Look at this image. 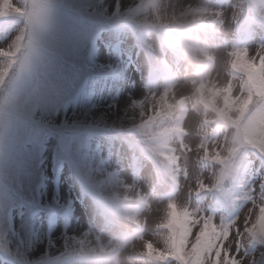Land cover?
Instances as JSON below:
<instances>
[{"label": "snow or ice", "instance_id": "6c2138e0", "mask_svg": "<svg viewBox=\"0 0 264 264\" xmlns=\"http://www.w3.org/2000/svg\"><path fill=\"white\" fill-rule=\"evenodd\" d=\"M9 17L22 19L23 27L7 47L0 48V89L15 72L19 86L31 80L29 103L43 102L50 90L60 87L56 78H42L36 72L49 55V0H0V19ZM124 19L141 31L155 33L159 40L158 48L142 42L149 90L128 105L140 117L132 131L141 137L145 151L175 182L170 166L178 170L179 156L169 147V138L175 137L184 150V137L188 135L184 120L190 106L198 107L200 136L195 148L201 159L214 162L216 169L207 184L197 179L195 191L216 192L218 204H251L242 217L222 216L217 220L201 214L198 207L170 201L157 226L160 246L147 241L142 249L134 251V258L151 264H264V199L258 201L251 195L254 188L243 194L234 191L249 150L264 160V0H248L246 7L232 5L231 21L243 33L232 43L219 36L224 12L192 3L139 0ZM209 37L220 43L210 46ZM215 49L222 51L217 54ZM100 67L112 69V65ZM181 72L185 79L178 84ZM189 83L191 94L177 95V88ZM20 115L13 93L0 99V164L6 146L11 147L9 122ZM260 188L264 192V181ZM133 189L134 185H123L125 195L114 194L112 207L106 211L138 227L139 221L117 206ZM12 208L13 204L0 202V219ZM89 237L91 234H85L66 241L61 256L46 264H100V256L109 245L99 237L90 242ZM0 252L11 255L3 238Z\"/></svg>", "mask_w": 264, "mask_h": 264}, {"label": "rangeland", "instance_id": "374dc122", "mask_svg": "<svg viewBox=\"0 0 264 264\" xmlns=\"http://www.w3.org/2000/svg\"><path fill=\"white\" fill-rule=\"evenodd\" d=\"M49 1L77 10L86 19V23L74 15L60 11L55 6H50L51 35L47 45L49 55L37 67L36 72L42 78H56L60 87L58 91L50 90L46 99L40 103H29L31 80H27L23 87L17 89L20 97L16 102L23 117L36 120L45 129L41 131L38 127L20 120L11 121L14 148L7 165L1 171L0 202H9L14 208L5 218L0 219V238L4 239L12 258L18 259L20 263L23 261V264H33L53 255L61 256L66 241L85 234H91L90 242H94L99 237L105 245H109L104 252L114 246L122 248L116 261L111 260L103 264H151L147 260L136 261L134 251L142 249L147 241H152L157 247L160 246L161 233L157 231V226L168 202L172 201L180 206L187 204L198 207L201 209V214L212 215L217 220L222 216L226 217L225 210L221 206L232 210L241 202L218 204V196L206 191L199 193L203 198L201 205H197L193 198V194H197L195 191L197 179L207 184L211 173L216 169L214 162L202 160L195 148L200 136L198 107L190 106L187 119L184 120V127L188 131V135L184 137L186 146L184 150L181 151V145L175 137L169 138V145L176 149V155L179 156L178 170L175 166H171L170 169L171 174L175 175L178 181L176 193L158 194L166 191L171 176L163 177L159 170L160 162L153 157L149 160L145 159L127 137L126 132L140 120L139 115H134L128 105L132 99L142 98L149 90L145 79V56L127 33L115 34L106 29L101 35L100 39L105 46L115 39L121 40L122 49L118 53L106 50L99 41L98 33L108 24H121L123 15L129 9H133L139 0ZM173 2L178 5L192 3L222 10L225 22L218 28L220 39L232 43L234 33L241 35L231 21V10L233 4L245 5L243 0H231L221 6L214 4L212 0H173ZM11 21H14L12 29L4 30L2 27L0 30V48L7 47L22 27L20 18L0 19V22L5 24ZM144 41L158 48L154 36H148ZM219 43V39L213 40L211 37L208 39L210 46ZM251 46L255 48L254 43ZM215 50L217 54L222 51V49ZM101 65H112V69L109 70L107 67L101 69ZM189 78H191L190 74ZM184 79V73L181 72L178 76V84H183ZM11 93H15L14 90ZM180 94H191L190 83L186 87L177 88V95ZM26 104L27 109H25ZM94 126L110 127L118 131L115 134L116 139L112 137L105 154L103 150L112 136L110 134H106L103 139H95L99 143L95 149H101L98 154H95L94 150L91 152L77 150L79 145H86L82 137L73 141L72 153L84 178L106 199L109 208L112 207L111 198L114 194H120L121 197L125 195L123 185H134L133 191L128 194V199L121 198L117 202L122 213L135 217L141 222L143 230L131 240L129 238L125 241L119 240L121 230L127 228L129 222L110 214L106 220L102 219L98 215V208L86 197L87 195L84 196L83 203L74 202L76 196L83 194L76 185L69 167L64 165L60 189L54 188L49 179L50 170L53 175L59 172V166L54 161L57 162L58 157L62 158L57 150L54 132L83 130ZM18 131L16 136L15 133ZM48 133L51 137H45ZM41 139L46 140L44 146L47 151ZM188 148H191V151ZM113 149L119 150L118 153H114ZM130 164L134 167L129 168ZM113 168L116 173H113ZM111 173L114 178L110 177ZM261 181H264V163H252L235 189L239 190V194H243L249 188H254L255 191L251 195L259 201L264 199V192L260 188ZM136 197L142 199L143 207L139 209L128 207L127 204H132ZM22 200L39 202L41 213L36 218L40 222H29L27 218L21 216L19 205H24L27 212L33 209L21 202ZM70 200L73 201L70 218H59L50 229H47L44 224L46 214L51 209L60 212L63 205ZM205 203L210 204L204 208ZM250 207L251 204L247 203L236 215L242 217ZM92 219H95L96 223H93ZM10 223L16 225L14 232L7 230ZM98 228H102L101 232H98ZM135 238L137 239L134 240ZM126 254L130 255V259Z\"/></svg>", "mask_w": 264, "mask_h": 264}, {"label": "bare ground", "instance_id": "6f19581e", "mask_svg": "<svg viewBox=\"0 0 264 264\" xmlns=\"http://www.w3.org/2000/svg\"><path fill=\"white\" fill-rule=\"evenodd\" d=\"M120 251H121V249H115V250H114V253H115L116 255H119ZM17 260H18V259H17Z\"/></svg>", "mask_w": 264, "mask_h": 264}, {"label": "clouds", "instance_id": "9594fccd", "mask_svg": "<svg viewBox=\"0 0 264 264\" xmlns=\"http://www.w3.org/2000/svg\"><path fill=\"white\" fill-rule=\"evenodd\" d=\"M0 54H3V53H0ZM0 79H2V74H0Z\"/></svg>", "mask_w": 264, "mask_h": 264}]
</instances>
